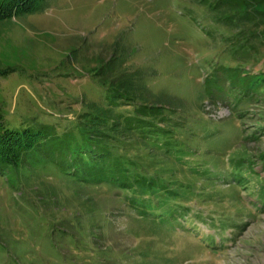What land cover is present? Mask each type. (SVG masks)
<instances>
[{"label": "rangeland", "instance_id": "374dc122", "mask_svg": "<svg viewBox=\"0 0 264 264\" xmlns=\"http://www.w3.org/2000/svg\"><path fill=\"white\" fill-rule=\"evenodd\" d=\"M217 15L198 0H45L0 18L3 123L38 134L0 168V264H264V26ZM125 78L162 116L111 136L109 181L83 182L88 114Z\"/></svg>", "mask_w": 264, "mask_h": 264}, {"label": "trees", "instance_id": "16d2710c", "mask_svg": "<svg viewBox=\"0 0 264 264\" xmlns=\"http://www.w3.org/2000/svg\"><path fill=\"white\" fill-rule=\"evenodd\" d=\"M43 1L45 0H0V18L20 13H33ZM198 1L200 5L218 14L216 19L222 26H229L233 30L242 26H251L254 29L259 25L264 26V12L257 10V6L264 5V0ZM226 11H231L233 14L224 16ZM241 11H244L243 17L240 16ZM251 35H257V30H253ZM102 85L107 86L105 83ZM112 86L108 89L107 105L96 106V109L88 114L92 116L91 121H95L96 131L92 128L88 129L85 137L88 142L96 145V149L88 152L87 162H94L96 165H86L88 169L82 174L83 182L95 184L109 181L106 176L107 168L116 149L115 146L108 145L111 136H123L135 131L140 134L154 132V120L162 116L158 108L136 106L135 101L129 99L126 92L129 86L128 78L121 79ZM125 105L133 107V113L121 110V107ZM37 137L38 134H31L28 131L19 132L8 129L3 123L0 112V168L2 171L21 161L35 147ZM117 168L124 172L121 164ZM125 170L128 171L126 167Z\"/></svg>", "mask_w": 264, "mask_h": 264}]
</instances>
